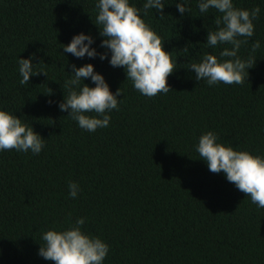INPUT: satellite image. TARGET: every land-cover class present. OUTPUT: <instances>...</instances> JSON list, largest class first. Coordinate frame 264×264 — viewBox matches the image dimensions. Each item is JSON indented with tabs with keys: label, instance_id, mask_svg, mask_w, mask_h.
Here are the masks:
<instances>
[{
	"label": "trees",
	"instance_id": "trees-1",
	"mask_svg": "<svg viewBox=\"0 0 264 264\" xmlns=\"http://www.w3.org/2000/svg\"><path fill=\"white\" fill-rule=\"evenodd\" d=\"M164 2L163 17L149 10L143 19L176 68L166 78L169 92L146 97L122 67L63 52L61 44L81 31L105 51L91 19L94 0H0V108L44 139L39 154L0 151V264H54L37 255L40 235L77 217L109 245L103 264H264V208L210 172L194 149L212 130L220 142L264 156V0H233L260 8L237 53L254 63L241 84L214 86L196 81L188 64L230 47L203 44L220 14L201 16L189 0L181 16L174 0ZM253 41L260 47L253 50ZM30 54L38 73L20 85L16 58ZM84 63L121 91L108 126L93 132L57 107L70 65ZM69 181L79 185L76 198L67 195Z\"/></svg>",
	"mask_w": 264,
	"mask_h": 264
},
{
	"label": "clouds",
	"instance_id": "clouds-1",
	"mask_svg": "<svg viewBox=\"0 0 264 264\" xmlns=\"http://www.w3.org/2000/svg\"><path fill=\"white\" fill-rule=\"evenodd\" d=\"M173 3L181 16L189 13V0H174ZM195 3L201 16L210 9L220 14L214 17L215 28L207 30L203 44L213 49L218 44L230 47L221 48L219 58L204 52L198 61L188 64V69L195 73L196 81L203 80L209 86L241 84L254 61L251 57L241 58L237 53L241 44L253 36V20L260 8H238L233 0H195ZM165 5L164 0H142L139 6L133 0H94L95 16L91 19L102 37L99 47L105 51L98 52L92 46L95 38L83 31L73 34L61 48L76 58L98 57L101 61L107 59L112 67H122L133 89L143 96L167 93L170 87L166 78L176 68V58L163 48L161 36L143 19L149 10H155L163 17ZM259 47V41L252 42L253 50ZM32 59V54L28 58H16L20 85H25L31 75L38 73L34 70L37 63L33 64ZM70 68L63 83V99L57 102L58 109L67 110V116L82 130L93 132L107 127L109 113L118 110L120 88L116 92L110 91L104 76L94 71L92 63L79 67L72 64ZM85 79L93 86L84 83ZM43 141L29 123L0 108V151L14 149L35 155L44 147ZM194 149L210 172L222 173L252 204L264 208V156L222 143L212 130L198 136ZM67 189L68 197H77V182L69 181ZM84 223V217H77L67 227L43 231L37 255L54 264H103L109 245L100 237L83 231Z\"/></svg>",
	"mask_w": 264,
	"mask_h": 264
}]
</instances>
